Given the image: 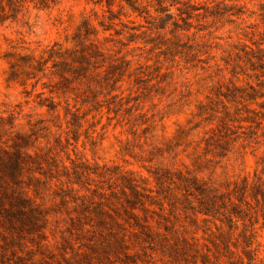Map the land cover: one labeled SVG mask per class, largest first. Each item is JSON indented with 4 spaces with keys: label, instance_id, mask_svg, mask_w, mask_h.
Listing matches in <instances>:
<instances>
[{
    "label": "rangeland",
    "instance_id": "374dc122",
    "mask_svg": "<svg viewBox=\"0 0 264 264\" xmlns=\"http://www.w3.org/2000/svg\"><path fill=\"white\" fill-rule=\"evenodd\" d=\"M223 1L236 8L220 7L218 11L222 15L193 19L192 28L184 33L179 31L177 38L169 34L173 28L170 23L166 24V31H161L154 28L163 26L165 22L147 21L149 18L135 15L122 17V21L139 31H129L126 28L119 36L113 31L103 33L98 25L101 18L100 7H95L87 0H58L49 8L28 3L16 20L0 29V116H13L15 127L12 135L27 133L29 139L25 151L33 156L35 153L41 154L48 162V165L43 164L42 171L34 166L25 177L27 182V178L31 176L42 180L36 184L42 190V194L36 199L41 208L37 224L17 223L13 227L4 223L0 217V264H123V254L104 233H101L104 235L102 238L96 234L95 240L91 239L94 232H100L99 226L94 222L96 214L94 210L88 213L85 208L80 209L79 205L82 203H74L69 198L73 195L69 194L67 186L79 190L81 195L86 194L85 191L77 185L67 184L64 175L59 181L52 178L63 174L62 165L70 173L74 167L85 172L87 168L92 172L99 167L98 171L101 172L100 168L103 166H117L121 171H132L137 178L147 179L149 187L155 185L149 172L156 168L173 171L189 169L200 179L222 187L226 181L238 180L244 176L253 180L256 172H264V119L259 128L253 123H235L231 138L237 139L231 145L232 151L228 158L217 164L202 165L200 173L193 165L191 147L187 148L184 141L173 138L179 128L185 129L190 132L186 142H193V146L203 138L205 131L216 128V122L206 125L208 122L200 121L195 114L198 103L208 102L219 85H223L224 92L225 87L231 86V82L245 87L249 93L258 97L255 102L243 104L260 116L264 114V67L251 66L250 55L245 54L246 50H253L255 56L260 55L256 42L264 36V23L260 19L264 0ZM196 2L211 7L215 5L205 0ZM146 4L143 1V5ZM241 6L244 7L242 15H229ZM155 8V5L148 7L149 14L153 17H157ZM93 9L98 12V18L92 15V24L99 33L97 39L92 36L90 40L97 50L103 52L105 58L95 56L94 49L88 48L92 56L91 64L101 66V70H107L114 59H117V64H121L123 60L130 61V65L123 75L116 73L115 77L119 80L117 91L109 93V89H104L99 95L102 106L98 111H94L90 104L81 107V112H88L81 128L65 129L64 122L66 119L70 120V117L65 119V98L61 94L59 98L53 94V100L61 102L55 112H48L47 108L36 105L39 100L36 95L43 92L41 98L49 97L48 89L54 87L57 80L43 79L34 89L31 86L33 80L26 81L25 86L8 84L6 79L10 72L9 63L16 58H12L14 54L39 58L54 45L61 50L73 48L72 38L76 27L84 16L92 14ZM113 11H118L115 5ZM172 12L176 13L175 8ZM179 25L183 26L181 21ZM115 29L120 30L122 27L117 25ZM129 32H146V35L144 38H132ZM89 43L90 41L86 42L88 47ZM196 44L199 47L193 55L194 51L187 46ZM261 48L264 49V44ZM252 61L255 62V59ZM118 67L125 66L122 64ZM233 68L239 73L237 79L233 77ZM246 74L251 76L247 77ZM42 83L47 87L42 86ZM89 83L94 88V83ZM115 95L117 98H112ZM71 98L73 97H68L67 100L73 106ZM222 100L231 112L238 108L239 116L255 117L253 113H246L247 109L243 108V104H238L236 108L234 104ZM39 120L44 121L49 129L44 130L42 124H38L30 131L29 122L35 125ZM198 123L201 125L195 127ZM59 125H62L61 128L57 127ZM171 139L172 145L178 144L173 147V151H169L167 147ZM11 142L9 140V144ZM185 149L187 151L183 152ZM208 158L212 159L211 156ZM38 172H45V175H39ZM92 178L95 179L93 175ZM95 180L98 183L97 178ZM95 183H91V188H95ZM63 198L67 199V203H63ZM180 217L181 224L193 232L195 228L191 220L183 214ZM78 221L83 223V229L74 225ZM216 223L220 225L219 221ZM241 223L238 222L239 228L232 238L238 244H243ZM246 224L249 222L246 221ZM199 225L202 229L209 226L217 233L212 223L199 221ZM252 227L256 232L252 249H257V253L251 264H264V220L259 216ZM202 229L196 233V237L203 238L201 242L209 244ZM222 230L227 231L225 224ZM133 245L141 253L139 245L131 237L130 248ZM145 246L147 253L153 257L151 261L154 263L151 264H170L168 251L164 252L167 254L164 256L158 246L155 251ZM231 249L243 257L247 264V258L241 253V249ZM141 258L148 259L143 255Z\"/></svg>",
    "mask_w": 264,
    "mask_h": 264
},
{
    "label": "trees",
    "instance_id": "16d2710c",
    "mask_svg": "<svg viewBox=\"0 0 264 264\" xmlns=\"http://www.w3.org/2000/svg\"><path fill=\"white\" fill-rule=\"evenodd\" d=\"M57 1L0 0V29L5 27L8 22L16 20L28 3L41 8H49ZM87 1L95 7H100L101 18H99L98 25L102 28V32L113 31L117 36L121 35L123 29L126 28L129 31H139L135 27H128L127 23L122 21V17L129 18L135 15L144 19L149 18L147 21L165 22L163 26L154 28L161 31H166V24L170 23L173 28L169 34L177 38L179 31L184 33L192 28L191 21L193 19H206L222 15L218 11L220 7L236 8L235 5L228 6L223 0H205L208 3H215L212 7L207 4L201 5L196 2L197 0ZM143 1L147 4L143 5ZM114 5L118 8L117 13L113 11ZM149 5H155L154 12L157 17L149 14ZM173 8L176 13L172 12ZM243 8V6L237 7L236 11L229 15L238 17L243 14ZM261 10L260 19L264 23V4L261 5ZM91 12L92 14L84 16L76 27L72 38L73 48L61 50L56 48L57 45H54L44 51L39 58L14 54L12 58H16L9 63L10 72L6 79L8 84L17 83L20 86H25L26 81L33 80L31 86L34 89L43 79L57 80L55 86L48 89L49 97L41 98L43 92L36 95V98L39 99L36 105L39 108H47L48 112H55L61 102L56 103L53 100V94H56L58 98L61 94L65 98V119L70 117V120L66 119L64 122L65 129L81 128L88 114L86 111L81 112V107L90 104L94 111H98L102 106L99 95L104 89H109V93L117 91L119 80L115 75L116 73L119 76L123 75L130 65V61L123 60L121 64H117L115 61L117 59H114L111 61L112 63H109L107 70H101V66L91 64L92 56L88 52V48L94 49L95 56L104 57L103 52L97 50L94 42L90 40L92 36L96 38L99 33L92 24L91 18L92 15L98 18V12L95 9ZM179 21L183 26L179 25ZM117 25H120L122 29L116 30L115 26ZM148 30H152V28H148ZM145 35L146 32L139 34L129 32V36L132 38L142 36L144 38ZM109 36L112 35L109 34ZM104 40L107 38L104 37ZM89 41L90 47L86 44ZM256 44L257 52L260 55L255 56L253 50H246L245 54L250 55L251 66L264 67V49L261 48L264 44V36L260 37ZM198 47L199 44L187 46L189 50L194 51L193 55L197 53ZM252 59H255V62ZM49 63L50 66H48ZM122 64H124V68L118 67ZM237 67L242 69L241 66ZM251 70L255 71V68ZM231 71L233 77L237 79L239 73L236 68ZM246 76L250 77L251 75L246 74ZM89 82L94 83V88L93 84ZM230 84L231 86L225 87L226 92L222 90L223 85H219V89L213 97L208 98V102H199L197 105L195 116L202 122H208L206 125L216 122V128L205 131L203 138L193 146V142H186V137L190 132L188 133L185 129L179 128L173 137L184 141L187 148L191 147L193 165L196 166L198 173L202 172V165L217 164L224 158H228V154L232 151L231 145L237 139V137L231 138L234 135L232 131L235 123H253L258 128L262 125L264 114L260 116L243 104L248 101L255 102L258 96L249 93L245 87L238 86L236 83L231 82ZM42 86H45V83H42ZM26 94L29 97V93L26 92ZM71 96L73 97L71 98L73 106L67 100ZM112 98L116 99L117 97L115 95ZM222 99H225L228 104H234L236 108L238 104H243V108L247 109L246 113H253L255 117L239 116L238 108L235 109V112H231ZM78 103L80 107H78ZM118 104L121 102L118 101ZM38 124H42L44 130L49 129L45 126L44 121L39 120L35 125L29 122L30 131H33V127ZM199 125L201 123L195 127H199ZM61 126L57 127L61 128ZM14 127L13 116L8 118L0 116V217L3 218L4 223L13 227H16L17 223L21 225L26 222L36 225L41 217V208L36 199L42 194L41 188L37 185L42 180L31 176L27 178L29 180L27 182L25 177L26 173L32 171L34 166L42 171L43 164L48 162L41 154L35 153L33 156L25 151L29 135L27 133L12 135ZM9 140L12 141L11 144H9ZM172 140L167 143L169 151H173V147L178 146V144L172 145ZM186 151L187 149L183 150V152ZM208 156H211L212 159H209ZM74 168L70 173L67 167L62 165L63 174L60 176L57 174L52 178L59 181V178L64 175L67 178V184L77 185L85 191L86 194L81 195L79 190L67 186V191L73 195L69 198L74 203L78 201L82 203L79 205L80 209L85 208L88 213L94 210L96 214L94 222L99 226L100 232H94L91 239L95 240L96 234L102 238L104 235L101 233H104L115 244L116 249L123 254L124 260L121 263H154L151 261L153 257L147 253L145 245L152 251L157 249L156 246L162 253L168 251L169 254L164 253V256L167 255L170 264H246L244 258L237 255L231 247L236 250L241 249V253L247 258V264H251L255 260L257 249H252V246L256 232L252 226L259 216L264 220L263 171L256 172L253 180L244 176L238 180L226 181L222 187L215 186L209 180L200 179L196 173L189 169L173 171L156 168L149 172L155 183L153 187H149L150 183L147 179L137 178L132 171H121L117 166H103L100 168L101 172L98 171L99 167L92 172L88 168L86 172L79 167ZM56 169H58L57 166ZM49 170L52 172L51 168ZM44 173L38 172L39 175H45ZM92 175L95 179L97 178L98 183H95L96 180L92 178ZM73 178L74 180H72ZM91 183L96 184L95 188H91ZM63 203H67V199L63 198ZM181 214L191 220L195 228L193 232L181 224ZM199 221L212 223L217 233L213 232L209 226L202 229ZM217 221L220 222V225H217ZM239 221L242 222L243 227L241 231L243 244L232 241L234 232L239 228ZM246 221L249 224H246ZM224 224L227 231L222 230ZM74 225L79 229L84 228L80 221ZM200 229L207 236L206 241L209 244L202 243L201 239L203 238L196 237V233ZM188 234H190L189 237ZM131 237L139 245L141 253L138 252L135 245L130 248ZM142 255L148 259L141 258ZM223 258L227 260L224 261Z\"/></svg>",
    "mask_w": 264,
    "mask_h": 264
}]
</instances>
